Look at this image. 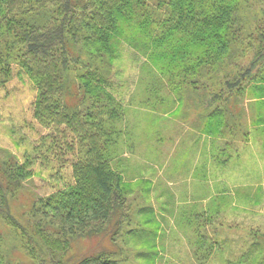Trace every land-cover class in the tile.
I'll return each mask as SVG.
<instances>
[{
    "label": "trees",
    "instance_id": "trees-1",
    "mask_svg": "<svg viewBox=\"0 0 264 264\" xmlns=\"http://www.w3.org/2000/svg\"><path fill=\"white\" fill-rule=\"evenodd\" d=\"M125 56L135 69L147 59L181 102L206 104L199 130L210 139L245 141L242 102L250 91L264 99V0H0V99L16 79L31 92L7 122L15 147L27 148L20 158L0 148V264H13L9 235L33 264H135L129 252L156 264L158 232L125 228L131 189L108 155L135 85ZM38 170L44 196L27 189ZM99 236L129 251L70 256Z\"/></svg>",
    "mask_w": 264,
    "mask_h": 264
},
{
    "label": "rangeland",
    "instance_id": "rangeland-1",
    "mask_svg": "<svg viewBox=\"0 0 264 264\" xmlns=\"http://www.w3.org/2000/svg\"><path fill=\"white\" fill-rule=\"evenodd\" d=\"M124 59L127 81L131 77L135 85L108 155L131 189L128 206L132 220L125 228L158 232L156 250L160 256L156 264H260L264 254V120L257 126L250 122L264 113V99L257 101V93L250 91L242 102L250 134L246 142L210 139L199 130L206 104L197 103L189 94L188 101L181 102L147 59L138 69L129 56ZM14 82L19 86V80ZM18 86L11 98L0 99V148L20 158L27 146L15 147L8 137L11 129L7 122L24 112L31 92L24 90L22 83ZM227 146L236 149L229 158L219 149L226 147L227 151ZM39 172L27 189L32 193L36 187L44 196L49 191L42 182L46 174ZM148 207L153 214L139 213ZM9 237L5 250L13 252L12 263L33 264L15 251V242L13 246ZM256 243L258 249L247 262L251 253H245ZM210 245L213 251L206 258ZM127 246L134 244L130 241ZM144 246L140 244L136 250ZM121 247L129 251L121 239L113 243L99 236L75 243L70 256L76 259L89 248L99 252ZM129 257L131 263L147 264L136 261L130 252Z\"/></svg>",
    "mask_w": 264,
    "mask_h": 264
}]
</instances>
